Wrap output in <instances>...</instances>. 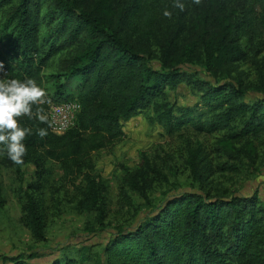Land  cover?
I'll use <instances>...</instances> for the list:
<instances>
[{
	"label": "trees",
	"instance_id": "16d2710c",
	"mask_svg": "<svg viewBox=\"0 0 264 264\" xmlns=\"http://www.w3.org/2000/svg\"><path fill=\"white\" fill-rule=\"evenodd\" d=\"M179 2L183 11L174 0H0L8 79L35 80L47 93L46 116L49 105L80 106L74 126L62 135L51 132L48 116L47 123L22 117L21 126L32 129L24 141V163L16 165L0 154V166L20 171L47 159L83 166L122 134L124 122L148 110L149 121L168 134L228 129L232 142L264 139V48L256 52L261 56L254 60L255 81L232 73L250 52L245 42L264 41V0ZM256 10L259 17L253 16ZM181 87L195 98L192 106L171 100L170 93ZM39 128L47 129L46 137L36 135ZM248 152L242 147V154ZM186 163L202 186L170 190L158 204L148 201L133 224L117 226L98 251L65 247L47 264H264V182L263 196L257 191L212 194L203 185L202 167ZM148 169L144 164L126 171L124 185L145 197L153 185ZM235 169L220 166V171ZM153 172L155 183L163 175ZM85 180L86 211L102 226L104 186L88 175ZM22 199L24 219L41 242L45 226L37 198L25 190ZM36 257L4 255L0 263L30 264Z\"/></svg>",
	"mask_w": 264,
	"mask_h": 264
},
{
	"label": "rangeland",
	"instance_id": "374dc122",
	"mask_svg": "<svg viewBox=\"0 0 264 264\" xmlns=\"http://www.w3.org/2000/svg\"><path fill=\"white\" fill-rule=\"evenodd\" d=\"M260 12L256 10L253 16L259 17ZM253 39L258 38L254 35ZM254 42H245L250 52L232 72L245 82L257 79L254 60L260 61L261 55L256 52L264 48V41ZM6 49L5 44L0 43L1 61ZM0 79L8 80V75ZM170 97L179 106H192L196 101L183 87L172 91ZM151 117L148 110L124 122L122 134L93 152L89 162L80 167L71 164L72 160H65L69 167L64 170L66 163L62 165L61 161L52 159L37 167L25 165L20 171L0 166V257L36 254L30 264H47L65 247L86 245L92 252L98 251L117 226H131L137 219L135 215L148 208V201L158 204L170 190L191 191L202 186L192 179L186 160L202 167L203 185L212 194L233 191L244 196L256 191L263 194L264 139L245 137L232 142L226 137L231 132L228 129L197 132L187 128L168 134L160 125L150 122ZM231 145L236 148L230 149ZM242 147L249 148L248 156L241 153ZM225 163L235 165L236 169L220 171ZM144 164L150 166L146 175L153 182L152 188L145 193L148 200L131 192L123 182L126 171ZM153 170L163 175L158 176L155 183ZM86 175L104 186L103 191L100 190L105 197L102 226L86 211ZM33 185L34 189H29ZM25 190L32 192L39 204L38 211L45 226V239L41 242L24 219L22 198ZM90 228L97 233L88 232Z\"/></svg>",
	"mask_w": 264,
	"mask_h": 264
},
{
	"label": "clouds",
	"instance_id": "9594fccd",
	"mask_svg": "<svg viewBox=\"0 0 264 264\" xmlns=\"http://www.w3.org/2000/svg\"><path fill=\"white\" fill-rule=\"evenodd\" d=\"M192 2L198 5L201 0H192ZM173 6L181 11L185 8L179 0H174ZM163 15L171 18V13L167 10ZM3 71V61H0V73ZM47 102L46 91L31 78L23 81L0 79V146H2L0 154H6L14 164L23 165V157L27 153L24 141L32 135V129L22 127L20 119L28 117L40 123H47V116L42 107ZM47 134L46 128H39L36 131V135L40 138L46 137Z\"/></svg>",
	"mask_w": 264,
	"mask_h": 264
},
{
	"label": "built area",
	"instance_id": "2783aa9c",
	"mask_svg": "<svg viewBox=\"0 0 264 264\" xmlns=\"http://www.w3.org/2000/svg\"><path fill=\"white\" fill-rule=\"evenodd\" d=\"M1 61V60H0ZM8 74L4 69L0 76ZM80 106L76 102H66L59 105H49L48 118L50 121L51 132L56 135H62L74 126Z\"/></svg>",
	"mask_w": 264,
	"mask_h": 264
}]
</instances>
